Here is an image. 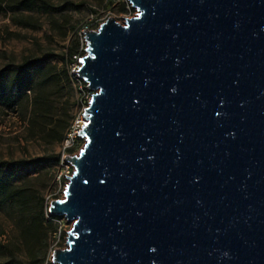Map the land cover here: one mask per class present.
<instances>
[{
	"label": "water",
	"instance_id": "95a60500",
	"mask_svg": "<svg viewBox=\"0 0 264 264\" xmlns=\"http://www.w3.org/2000/svg\"><path fill=\"white\" fill-rule=\"evenodd\" d=\"M128 2L83 32L51 264H264V0Z\"/></svg>",
	"mask_w": 264,
	"mask_h": 264
},
{
	"label": "rangeland",
	"instance_id": "374dc122",
	"mask_svg": "<svg viewBox=\"0 0 264 264\" xmlns=\"http://www.w3.org/2000/svg\"><path fill=\"white\" fill-rule=\"evenodd\" d=\"M108 1L111 2L109 7ZM12 4V0L0 1V70L14 69L25 58H42L43 62L40 71L36 70L33 74V90L27 92L21 103L13 109L0 106V161L59 157V143H47L40 137L30 136L28 112L32 99L43 91L53 102L54 117L62 119L66 112L70 116V123L77 112L78 98L72 84L62 76L64 66L59 57L67 52L74 34L78 37V31L83 26L94 28L92 16L100 20L113 18L117 23L124 24L126 13L121 5L116 6L111 0H103L102 3L98 0H40L32 11L11 10ZM20 21L32 26L20 25ZM51 75L55 78L43 83ZM83 145L84 141H79L74 152L68 155H78ZM44 171H49L51 176L48 185L43 188ZM55 171L53 162L46 163L42 169L28 166L14 182L25 188L26 194L34 195L36 204L43 199V213L51 201L63 199L54 190H49ZM34 211H38L37 205L32 207L30 213ZM22 214V206L17 203L0 206V245L5 248H0V264H51L53 250L65 248L66 233L72 224L64 219L53 220L56 231L48 233L44 245L38 244L32 249L22 237ZM44 217L47 218L46 214ZM28 221L29 217L23 219L22 223L27 224Z\"/></svg>",
	"mask_w": 264,
	"mask_h": 264
},
{
	"label": "trees",
	"instance_id": "16d2710c",
	"mask_svg": "<svg viewBox=\"0 0 264 264\" xmlns=\"http://www.w3.org/2000/svg\"><path fill=\"white\" fill-rule=\"evenodd\" d=\"M2 1V0H0ZM11 10H23L32 11L37 6L40 0H12ZM103 2V0H98ZM111 2H107L109 7ZM123 9V7H121ZM92 13H96L94 10H90ZM20 25L32 26L30 23L20 21ZM89 27L88 25H85ZM83 26V27H85ZM82 30V28L80 29ZM79 30V31H80ZM78 31V33H79ZM80 44V37L74 34L70 45L67 47V52L59 57L64 68L62 70L63 78L70 83V75L66 68L69 63L71 56L78 52ZM42 58H25L20 65L14 69H1L0 70V106L13 109L21 103L23 97L26 96L27 92L33 90L34 81L32 79L33 74L36 70L40 71ZM44 74V73H43ZM42 74V75H43ZM55 77L53 75L47 76L44 82L51 81ZM53 102L40 91L32 99V105L30 111L29 122H30V136L40 137L47 143H61L63 134L65 133L68 125L70 116L64 112V117L56 118L52 114ZM75 149L68 151V154H72ZM48 162H53L55 166L58 165L57 156H42L30 160H14V161H0V206L6 204H19L22 206L23 216L20 219L22 237L32 249L38 244L44 245L49 232H55L56 229L53 227L52 221L57 218H52L48 215L47 211L43 213V199H39V203L36 204V197L25 193V188L14 184L19 179L20 174L28 166H33L42 169ZM49 171H44L43 181L41 186L44 188L48 185L50 180ZM34 203V205L32 204ZM37 205V212H31L33 206ZM30 213V214H29ZM46 214L47 218L44 217ZM29 217L27 224H23V219L26 220ZM0 248L5 249L2 245ZM31 250V249H30ZM5 264H13L7 262Z\"/></svg>",
	"mask_w": 264,
	"mask_h": 264
},
{
	"label": "built area",
	"instance_id": "2783aa9c",
	"mask_svg": "<svg viewBox=\"0 0 264 264\" xmlns=\"http://www.w3.org/2000/svg\"><path fill=\"white\" fill-rule=\"evenodd\" d=\"M116 6H118V3L116 0H111ZM126 13L125 19H132L136 17L137 12L132 8L123 9ZM124 19V21H125ZM94 20V28L89 27H82V39H80L79 44V50L77 53L71 56V59L69 60V63L66 65V68L68 72L77 71L80 69L81 65L79 63V59L82 58V55H85V43L83 40V32L84 30H96L101 24H103L106 20H100L96 19L94 16H92V19ZM70 83L74 87L75 91L77 92V98H78V104H77V112L75 116L70 121L67 132L63 134V139L60 143L61 146V153L59 156V164L56 166V171L54 172L53 178H52V184L49 188V190H54L56 192V181L58 179H63L64 170H62V167L60 166V158H64L65 156H68V151L71 149H76L77 145L79 144V141L81 139L77 135L80 131V102L81 101H88V106L90 104L91 98L93 93L92 92H83V90L79 86V79L75 76V79H70ZM79 152V151H78ZM68 184V181H65V188ZM63 196L64 193H57Z\"/></svg>",
	"mask_w": 264,
	"mask_h": 264
},
{
	"label": "bare ground",
	"instance_id": "6f19581e",
	"mask_svg": "<svg viewBox=\"0 0 264 264\" xmlns=\"http://www.w3.org/2000/svg\"><path fill=\"white\" fill-rule=\"evenodd\" d=\"M118 5H121L124 9H128L131 8L130 3L128 2V0H116ZM102 20V19H101ZM78 36L80 37V39H82V30L79 31ZM73 72H69V75L71 77V79H75V75H72ZM79 86L80 88L83 90V92H90L89 90H87L86 84L79 80ZM88 108V101H81L80 102V131L81 129L85 126L86 124V120L83 118V114H84V110H86ZM67 132V129L65 131V133ZM58 164H59V157H58ZM60 166L62 167V170H64V174H63V179H58L56 181V194L57 193H64L65 191V181H68L66 177H71L72 175V168L65 163L64 158H60Z\"/></svg>",
	"mask_w": 264,
	"mask_h": 264
}]
</instances>
